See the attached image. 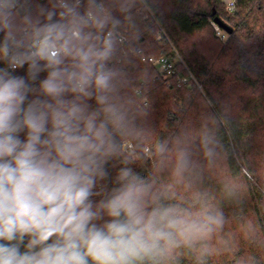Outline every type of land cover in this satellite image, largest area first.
I'll list each match as a JSON object with an SVG mask.
<instances>
[{
	"label": "clouds",
	"instance_id": "clouds-1",
	"mask_svg": "<svg viewBox=\"0 0 264 264\" xmlns=\"http://www.w3.org/2000/svg\"><path fill=\"white\" fill-rule=\"evenodd\" d=\"M158 5L0 0V264H264L231 106L152 122Z\"/></svg>",
	"mask_w": 264,
	"mask_h": 264
},
{
	"label": "trees",
	"instance_id": "trees-1",
	"mask_svg": "<svg viewBox=\"0 0 264 264\" xmlns=\"http://www.w3.org/2000/svg\"><path fill=\"white\" fill-rule=\"evenodd\" d=\"M158 7L159 23L188 68L178 61V73L165 77L151 67L152 122L172 124L177 118L174 106L185 104L198 111L201 98L214 102L213 111L227 103L235 117L237 142L259 167L264 161V0H236L233 10L225 0H159ZM217 17L233 28L225 42L213 26ZM153 43L157 52L160 45ZM182 76L191 87L179 85ZM247 210H253L251 200Z\"/></svg>",
	"mask_w": 264,
	"mask_h": 264
},
{
	"label": "built area",
	"instance_id": "built-area-1",
	"mask_svg": "<svg viewBox=\"0 0 264 264\" xmlns=\"http://www.w3.org/2000/svg\"><path fill=\"white\" fill-rule=\"evenodd\" d=\"M228 9L233 10L230 9L229 7ZM159 26L162 29L161 37H160L161 43H159L160 48L157 51L158 55L161 56L159 58L160 59L159 70L165 77H170L178 73V67H177L178 61L183 62L185 67H187V65L185 64V61L183 60L179 50L173 43L168 31L160 23ZM215 28L220 38L225 39L226 31L224 29L222 30V28H220L218 24H215ZM190 74L194 78L193 74L192 73ZM178 83L179 85L186 84L188 87H191V82H189L188 79L183 76L178 79ZM196 83L198 84L199 89H202L201 84H199L197 81Z\"/></svg>",
	"mask_w": 264,
	"mask_h": 264
},
{
	"label": "water",
	"instance_id": "water-1",
	"mask_svg": "<svg viewBox=\"0 0 264 264\" xmlns=\"http://www.w3.org/2000/svg\"><path fill=\"white\" fill-rule=\"evenodd\" d=\"M215 23L218 24L220 28L224 29L228 33H231L233 31V28L220 17H217L215 19Z\"/></svg>",
	"mask_w": 264,
	"mask_h": 264
},
{
	"label": "rangeland",
	"instance_id": "rangeland-1",
	"mask_svg": "<svg viewBox=\"0 0 264 264\" xmlns=\"http://www.w3.org/2000/svg\"><path fill=\"white\" fill-rule=\"evenodd\" d=\"M215 24H216V23L213 22V26H214V28H215ZM215 30H216V28H215ZM216 31H217V30H216ZM227 38H228V34H227V31H226V37H225V39H221V38H220V39H221V41L225 42V41L227 40Z\"/></svg>",
	"mask_w": 264,
	"mask_h": 264
}]
</instances>
